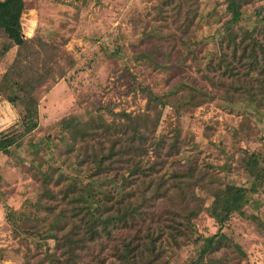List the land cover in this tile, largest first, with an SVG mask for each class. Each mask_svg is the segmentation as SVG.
<instances>
[{"label": "rangeland", "instance_id": "374dc122", "mask_svg": "<svg viewBox=\"0 0 264 264\" xmlns=\"http://www.w3.org/2000/svg\"><path fill=\"white\" fill-rule=\"evenodd\" d=\"M237 1L238 22L231 0H25L27 43L5 52L0 30V132L21 139L0 151V264H127L130 245L137 264H264V0ZM21 86L39 102L28 134L26 106L8 99ZM146 116H159L139 163L147 179L127 182L124 158L98 170L93 154L120 138L125 150ZM90 183L130 192L146 220L96 241L82 224L85 247L67 261L72 199ZM231 185L246 198L220 224L212 206Z\"/></svg>", "mask_w": 264, "mask_h": 264}, {"label": "trees", "instance_id": "16d2710c", "mask_svg": "<svg viewBox=\"0 0 264 264\" xmlns=\"http://www.w3.org/2000/svg\"><path fill=\"white\" fill-rule=\"evenodd\" d=\"M229 9L232 13V22H238L241 18L240 4L237 0H231L229 4ZM25 10V0H0V30H3L7 35L10 43L4 47V51L7 52L13 45L22 47L27 43V38L24 36L23 27H22V15ZM11 73L8 71L4 75V82L7 83L11 79ZM21 96H10L8 99L12 103L21 102L25 108V113L18 120L17 126H24L26 129V134L33 131L38 126V106L39 102L33 94L32 90H28L26 87L21 86L20 88ZM23 91V92H22ZM151 99L160 101V97L155 94L151 95ZM130 120H135L130 114H126ZM140 120V119H139ZM141 121V120H140ZM159 116L152 120L149 116L142 119L141 127L143 126L144 130H136L135 134L131 136L128 144H126L125 150H117V146L123 142L124 139L115 140L111 151L103 153H94L90 158L92 162L95 163V167L98 170L105 168V161H109L107 165H112L113 163H123L122 159H125L124 164L128 167V176H123V178L128 182L129 178L134 177L133 179H139L147 177L144 174V165L141 163L143 161L142 156H145L147 151V140L149 138L148 132L154 131V126L158 123ZM150 127H152L150 129ZM86 135L85 132L83 136ZM20 138L15 135H9L7 133L0 132V151L4 154H8L10 148L16 145H19ZM100 173V172H98ZM130 176V177H129ZM116 179V178H115ZM114 179V180H115ZM144 180V181H145ZM132 183V181H131ZM119 190H122L123 184H117ZM154 181L150 180L144 192L148 193L152 191ZM85 187L80 189V195L74 202L79 204L73 205V209L70 211V217L77 219L79 218L80 223L74 221V225L68 234H65L64 243L62 248H64V254L66 255L67 261L75 260L77 257V249L83 250L85 247L84 238L89 240L96 241L103 237L112 238L113 234L118 228H134L137 224H140L141 221L144 222L146 218L143 217L144 212L140 207L133 204L132 200L134 195H130L129 192L123 200L119 199V191L116 193L113 190L106 191L105 193L101 188L93 186L91 183L84 185ZM77 187V184H73L72 188ZM174 189V187H172ZM73 190V191H74ZM171 186L163 190V184L157 187L156 197H167ZM176 190H183V187L177 186ZM162 191V194H159ZM103 193V194H102ZM133 194V193H132ZM247 190L243 187L237 186H228L221 194H218L214 200L212 206V213L214 217L220 224H225L231 217L232 213L236 212L238 208L244 203L243 201L246 198ZM83 196V197H82ZM132 196V197H131ZM131 197V198H130ZM116 198V203L112 204L113 200ZM111 203L110 207L107 206ZM140 217V220H139ZM186 219V225L190 226V220L188 217ZM85 227L86 237L76 238L80 233L81 225ZM171 227V226H167ZM177 230H180L177 227ZM151 233V230L150 232ZM151 237V235H147ZM58 242L61 241L62 237H59L57 234L52 236ZM216 236L209 238L208 247L202 251L204 255L208 250L212 249L216 243L221 240H215ZM152 241V240H151ZM155 241H152L154 243ZM130 246L126 247L125 252L122 254V257L126 260L127 264H137V261L130 262V259H133L134 255L132 254V248ZM200 260H196L193 264H199Z\"/></svg>", "mask_w": 264, "mask_h": 264}]
</instances>
